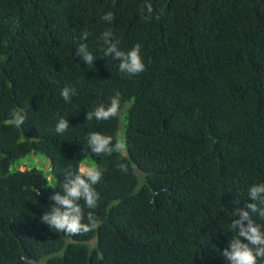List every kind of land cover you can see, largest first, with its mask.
I'll return each mask as SVG.
<instances>
[{
  "label": "trees",
  "instance_id": "1",
  "mask_svg": "<svg viewBox=\"0 0 264 264\" xmlns=\"http://www.w3.org/2000/svg\"><path fill=\"white\" fill-rule=\"evenodd\" d=\"M105 31L122 51L140 45L144 72L129 76L103 56ZM78 43L93 67L75 55ZM117 93L115 117L85 119ZM119 114L124 149L92 153L90 133L120 142ZM31 155L50 170L19 169ZM83 162L102 171L98 206L84 209L99 227L67 235L40 217L62 172ZM260 183L264 0H0V264H228L234 213Z\"/></svg>",
  "mask_w": 264,
  "mask_h": 264
},
{
  "label": "clouds",
  "instance_id": "2",
  "mask_svg": "<svg viewBox=\"0 0 264 264\" xmlns=\"http://www.w3.org/2000/svg\"><path fill=\"white\" fill-rule=\"evenodd\" d=\"M113 14L107 12L101 19L111 22ZM88 32L81 34V40H85ZM103 41L106 47L103 49V56H112L119 60V70L129 76H135L145 71V64L140 55V45L136 44L127 52L120 50L118 42H114L113 33L105 31ZM75 55L79 56L88 66L93 67V62L97 57L89 51L84 43H78ZM74 89L65 86L61 90V96L65 101H70ZM120 109V98L116 96L110 99V104L105 106L100 104L93 111L86 112L85 119L109 120L115 117ZM26 120V110H13L9 123L15 127H21ZM69 122L61 117L55 124L57 133H64L69 128ZM90 151L96 155L111 154L114 151L124 149V143L113 144L111 136L103 135L98 132L90 133L87 138ZM121 171L127 172V166L123 163L118 165ZM63 182L60 184V191L54 192L49 196L52 201L51 207L43 211L40 222L48 225L57 232L67 235H81L95 230L99 227V220L89 211L85 216L84 209H95L98 206L99 194L94 188L102 179V171L95 166L85 165L78 169L71 167L63 172ZM55 183V179H54ZM36 195H39L36 192ZM247 196L251 202L246 203V209H236L234 215L238 218L231 221V228L236 231V236L229 240L228 247L223 249L222 256L228 264H260L264 260V230L255 222L252 213H258L264 217V183L254 184L248 189ZM83 201V206L80 204Z\"/></svg>",
  "mask_w": 264,
  "mask_h": 264
},
{
  "label": "rangeland",
  "instance_id": "3",
  "mask_svg": "<svg viewBox=\"0 0 264 264\" xmlns=\"http://www.w3.org/2000/svg\"><path fill=\"white\" fill-rule=\"evenodd\" d=\"M118 118H119V127H118L119 141L122 142L121 138H122L123 125L125 123V118L123 119V116L121 114L118 115ZM41 157L44 158L43 156L38 157V156L31 155L30 158L21 162L18 165V168L23 170L27 166H29L31 164H35L36 166L42 167L46 172H48L50 170L48 160H43ZM85 165H89V164H85L83 162L80 164V167L85 166ZM89 166H93V165L90 164ZM48 178H50V177H48Z\"/></svg>",
  "mask_w": 264,
  "mask_h": 264
},
{
  "label": "water",
  "instance_id": "4",
  "mask_svg": "<svg viewBox=\"0 0 264 264\" xmlns=\"http://www.w3.org/2000/svg\"><path fill=\"white\" fill-rule=\"evenodd\" d=\"M153 201H154V200H153ZM23 257H24L25 259H26V258L28 259V256H27V255H23Z\"/></svg>",
  "mask_w": 264,
  "mask_h": 264
}]
</instances>
